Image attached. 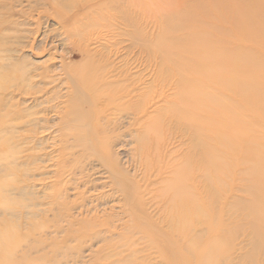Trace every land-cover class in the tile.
Returning a JSON list of instances; mask_svg holds the SVG:
<instances>
[{"label": "bare ground", "instance_id": "obj_1", "mask_svg": "<svg viewBox=\"0 0 264 264\" xmlns=\"http://www.w3.org/2000/svg\"><path fill=\"white\" fill-rule=\"evenodd\" d=\"M98 1L59 0L58 6L61 8L75 10L73 15L66 16L53 10L49 14L57 16L63 27L71 26L67 38L72 39L78 35V26L90 24V8ZM113 1L116 0L107 3ZM257 1L192 0L187 5L185 3L180 8L172 9L157 38L146 45L160 56L159 72L164 79L163 83L174 82L177 89L175 102L169 103L165 112H162L158 108L148 111V106L155 104L154 96L147 98L148 93H142L134 79L130 84L127 83L128 79L113 82L105 74L98 76L100 69L98 72L88 70L80 74L72 70L71 63L64 57L60 67H47L42 72H32L24 57L13 55L19 51L22 43V37L16 35L19 31L18 21L13 18L19 14L16 8L20 0H0V217L3 218L0 222V264H46L43 253L35 258L30 255L42 240L34 237L31 239L29 233L22 234L18 231L16 221L8 220V216L19 218L21 209H26L27 215H34V208L42 204L36 201L32 187L27 184L31 176L35 175L31 164L36 158L27 155L31 163L19 162L22 150L14 134L15 125L12 124V121L20 119L17 110L19 104L14 100L16 92L23 96L36 95V100L41 101L40 105L52 104L51 107L57 109V139L61 147L59 157L69 162H72L70 157H73L76 164L79 163L77 169L82 173L95 170L96 165L92 159H96L109 174L112 193L119 195L121 201L120 210L112 218L124 220L125 228V232L118 233L121 245L112 247L109 255L123 256L129 251L125 262L132 263L138 250H132L129 244H137L135 238H139L148 243V246L144 245L145 249L156 243L160 245L164 264H189L190 258L194 257L196 244L205 234V223L210 219L201 206L195 211L186 208V171L181 172L180 165V173L173 171L176 175L165 179L162 195L167 199V204L150 212L147 206L151 208L152 201L144 198L149 193V178L145 179L144 185H140L136 175L130 176L118 162L116 147L123 142V138L130 134L132 136V128L148 116L151 123L134 136L138 144L135 154L137 163H140L137 170L142 171V166L149 170L147 162L150 159L156 158L157 162L166 159L171 153L168 148L171 141L179 140L177 135H180V142L186 143V125L191 130L194 147L200 152V163L207 165V162H212L207 159H213L214 173L220 170L219 159H222L221 154L227 149L232 151L229 152L231 154L240 147L247 151L251 149V139L241 117L264 116V59L254 57L239 45V41L247 39L250 44L264 46V8L256 6ZM213 11H219V15L216 21L211 22L207 15ZM120 13L125 21L135 27L132 31L134 43H142V33L136 18L131 21L128 11L124 9H120ZM37 27L35 33L39 34V24ZM72 42L77 44L74 39ZM74 49L82 55L89 50L80 46ZM215 85L220 88L218 92L213 91ZM232 93L236 94L237 99L234 100ZM36 113L31 107L24 113L25 124L30 126L32 133L31 138H34L33 133L38 126L46 128L38 123L41 118L36 117ZM172 125L178 130L177 134L172 130ZM150 132L161 136L157 144L148 140ZM211 141H215L216 145L213 146ZM263 153L260 148L255 151L256 155L262 156ZM60 171L56 177L61 175ZM255 174L253 177L256 179H263L264 165L257 168ZM58 185L54 183L53 193L43 196L52 199L47 203L51 205L52 211L59 210V215L55 214L57 220L70 211V205L59 200L62 189ZM165 209V213L158 212H164ZM190 213L196 215L197 223L202 227L200 231L186 237V230L193 223ZM99 220L93 218L94 222L90 220L83 223L70 220L68 223L82 225V230L73 231V237L87 233L97 238L103 232L94 230L95 223H102ZM111 220L114 222V219ZM37 226L44 229L47 225L38 223ZM54 231L59 232L58 229ZM107 231L110 236H116L111 230ZM220 239L210 238L207 241L198 264H222V261L224 264L228 261L230 255L227 253L230 254L231 247L228 239L226 246ZM222 245L224 250L217 253L216 249L221 250ZM123 246L127 249L123 250ZM55 248L53 253L57 254L59 250ZM20 251L21 255L16 257ZM186 251L189 259L186 258ZM260 252L264 253L263 238L252 242L249 257L254 258ZM119 263L117 261L113 264Z\"/></svg>", "mask_w": 264, "mask_h": 264}, {"label": "rangeland", "instance_id": "obj_2", "mask_svg": "<svg viewBox=\"0 0 264 264\" xmlns=\"http://www.w3.org/2000/svg\"><path fill=\"white\" fill-rule=\"evenodd\" d=\"M58 1L20 0L16 8L19 14L13 18L18 21L19 31L16 35L22 37V43L19 51L13 55L24 57L32 72H42L47 67H60L64 57L68 63H71L72 70L80 74L88 70L98 72L100 69L102 72L99 71L98 76L105 74L113 79V82L128 79L127 83L130 84L134 79L141 92L148 93L147 98L154 96L155 104H151L154 107L148 106V111L158 108L165 112L169 103L175 102L177 89L174 82L163 83L164 79L159 72L160 56L146 45L157 38L164 20L170 15L172 9L180 8L185 3L187 5L192 0H116L113 3H107L109 0H100L90 8V24L78 26V35L72 39L67 38L71 26L63 27L59 24L57 16L49 14L59 11L66 16L73 15L74 9L61 8L58 6ZM255 5L264 8V0H258ZM120 9L128 11L131 21L136 18L138 29L142 33V43H134L132 31L135 27L133 28L131 23L123 19ZM215 9L218 8L215 7ZM211 13L207 15L208 20L216 21L219 11ZM38 24L40 30L39 34H36ZM73 39L77 44H73ZM239 45L246 48L254 57L264 59L263 45L250 44L247 39L240 40ZM77 46L88 48V53L82 55L74 49ZM112 74L114 76H111ZM118 87L121 88V85ZM262 89H264V82ZM217 90L219 91L220 88L217 85L213 86V91L218 92ZM232 95L234 100L237 99L235 93ZM35 97L36 95L23 96L16 92L14 100L19 104L17 110L20 119L12 121V124L15 125L14 134L22 150L19 162H29L27 155H33L36 158L31 164L32 173L35 175L31 176L29 182L27 180V184L32 187L36 201L42 204L34 208V215H27L26 209H21L19 218L8 216L9 221H16L19 232L29 233L31 239L34 237L43 241V243L42 241L37 243L36 249H33L30 254L31 257L35 258L44 254L46 264H113L117 261L121 262L119 264H164L165 261L159 250L160 245L156 243L145 249L144 245L148 246V243L139 238H135L137 244H129L132 250H138V253L133 256L132 263L125 262V257L130 254L129 251H126L123 256L109 255L112 247L120 246L122 243L118 239V233L125 232L124 220L112 218V215L120 210V197L112 193L109 174L99 165L98 160L92 159L96 165L95 170L82 173L77 169L79 163L77 165L73 157H70L72 162L59 157L61 147L57 139L59 129L56 125L59 114L57 109L51 107L52 104L40 105L41 101L36 100ZM144 98L141 99L142 102ZM29 107L37 111L36 117L41 118L38 123L46 126V128L38 126L33 133L34 138H31L30 126L25 124L26 118H24V113ZM39 111L41 112L38 113ZM241 119L250 136L251 149L247 151L240 147L233 151V154L229 153L232 152L230 149L223 154L220 153L222 159H219L221 168L218 173L212 172L214 168L212 165L215 162L213 159H207L212 161L207 162V165L200 163V152L192 143L191 130L187 125L186 143L180 142V135H177L179 140L171 141L168 147L171 150L168 157L159 159V162L156 158L150 159L147 162L149 170L142 165V171L137 170L140 163H137L135 154L138 144L134 141L136 133L143 131L146 124L151 123L148 116L142 119L141 124L132 128L134 130L132 136L130 134L123 138V142L116 147L118 162L130 176L136 175V181H139L140 185H144L145 179L149 178V193L145 194L144 198L146 201H152L151 208L145 205L150 212L167 204V199L162 195L165 179L175 176L176 172L173 171L177 170L179 173L180 170L186 171V208L195 211L201 206L210 219L205 223V234L196 244L194 257L190 258L189 264H198L200 253L207 241L217 237H221L220 241L225 246L228 239L231 247L230 254L227 253L230 257L224 264H264V253L260 252L254 258L249 257L252 242L257 238L264 239V178L258 180L253 177L256 175L257 168H262L264 165V153L262 156L255 154L257 148L264 151V116L243 115ZM172 130L175 133L178 132L174 125ZM55 136L56 139H54ZM160 138L159 134L150 132L148 140L157 144ZM211 143L213 146L216 145L215 141ZM185 157L186 165H184ZM59 171L61 175L56 177ZM54 183H59L58 188L62 189L60 202L70 205L69 213H65L64 217L58 220L55 214L59 215V210L54 212L51 210V205L47 204L52 199L43 197L46 193H53ZM165 211L166 209L164 212L158 210L162 213ZM189 217L190 219L192 217L193 223L186 230V237L192 236L202 227L197 223L196 215L190 213ZM93 218H99V221H102V223L96 221L95 224L99 225L94 227V230L103 231L101 236L93 238L86 233L73 237V231L81 229L82 225L68 223L70 220L82 223L90 220L94 222ZM2 219L0 217V222ZM111 219H114V222ZM38 223H45L47 226L43 229L37 226ZM54 229H58L59 232L56 233ZM108 229L116 236H110ZM23 245H26V241ZM55 247L59 250L57 254L53 253ZM122 249L126 250L127 247L123 246ZM223 250L222 245V249H216V252L221 253ZM20 255L21 251L16 253V257ZM188 257L189 254L186 251V258L189 259Z\"/></svg>", "mask_w": 264, "mask_h": 264}]
</instances>
